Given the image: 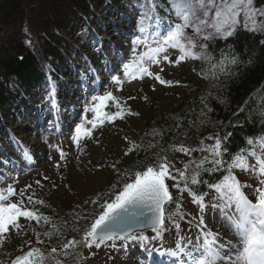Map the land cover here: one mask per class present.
<instances>
[{
    "label": "rangeland",
    "instance_id": "1",
    "mask_svg": "<svg viewBox=\"0 0 264 264\" xmlns=\"http://www.w3.org/2000/svg\"><path fill=\"white\" fill-rule=\"evenodd\" d=\"M255 1L254 7L264 11V7L255 6ZM156 4L158 7L155 12L162 18L154 22L146 20L144 27L152 30V36L159 37L166 32V20L179 21L171 11L170 0H156ZM145 6V0H0V55L21 56L33 52L41 58L46 68L53 69L51 83L34 90L25 101L23 109L15 114L11 111L0 115V125L5 129V135L0 136V161H7L0 162V188L13 184L18 192L25 190L27 207L36 209V194L40 196L39 200L47 201L53 197L51 201H54L57 198L51 195L49 185L53 183V187L58 189L65 182L71 186L70 194L65 195V198L72 200L71 197H75L79 200L72 206L79 211L81 218L89 216H84L80 211L81 206L100 215L102 205L114 201L120 192L119 186L122 189V182L119 184L117 180L118 166H124L133 159V146L146 134V124L149 121L158 124L166 121L184 101L186 95L182 92V86L169 90V85H161L150 76L129 80L123 75V63L133 57L132 41L141 35L136 21ZM55 12L63 15L62 23L53 20ZM108 23L125 34L122 36V44L116 43L120 38H115L111 32L106 33L111 31L107 28ZM75 26H80L82 32L77 38L71 33ZM110 34L113 36L111 42L117 49L107 44ZM261 36L264 38V35ZM143 51L145 48L141 45L137 54ZM166 54L170 60H175L179 52L169 49ZM197 63L194 59L180 63L161 60L160 64L146 66L154 75L159 74L165 80L193 82L194 66ZM113 75H120L124 82L121 85L115 84L111 79ZM109 91L121 104L123 119L116 118L109 122L105 118L103 124L98 123L92 129L90 137H82L77 145L71 139L75 134V125L85 121V118L93 119L94 113L86 111L95 103L92 97ZM107 104L104 112L112 114L117 110L115 102L108 101ZM85 126L91 128V125ZM24 137H31L35 141V152L22 141ZM212 144L205 139L200 143L184 145L197 151L192 152L191 156L177 152L169 161L175 168L183 169L189 160L198 161L208 155L199 149ZM60 150L65 153L63 159ZM25 152L31 156V161L25 159ZM249 162L255 163V160L249 157ZM155 163V158L149 161V165ZM235 171L241 182L252 184L253 188L256 186L255 179L248 173ZM38 180L39 185L36 183ZM166 183L173 196L183 197L185 207L165 216L166 231L162 239H150L148 242L117 240L115 249L107 244L90 250L79 247L71 251L68 258L62 257L64 255L56 257L62 260V264H175L173 258L161 257L155 251L149 254L150 250H171L177 245L189 249L202 235L203 225L197 226L201 216L207 225L205 232L211 230L219 232L221 236L229 233L230 229L220 210L211 206L218 202L216 192L204 200L207 207L201 212V206L194 203L193 198L184 191L180 192L173 187L172 180H166ZM27 185H32L31 189H27ZM251 191L249 188L244 189L250 199L253 198ZM32 194L33 202H28L26 196ZM13 199L19 200L20 197ZM72 202L74 204L75 201ZM27 222L21 218L23 231L17 234L13 230L8 235L4 247L0 248V264H11L17 252L25 253L29 250L28 245L32 242L28 240H36L33 230L24 229ZM83 223L78 219L77 226ZM176 224L180 227L176 228ZM77 232L80 233V230ZM137 234L149 238L155 235L152 230L133 235ZM32 247L37 248L36 245Z\"/></svg>",
    "mask_w": 264,
    "mask_h": 264
},
{
    "label": "snow or ice",
    "instance_id": "2",
    "mask_svg": "<svg viewBox=\"0 0 264 264\" xmlns=\"http://www.w3.org/2000/svg\"><path fill=\"white\" fill-rule=\"evenodd\" d=\"M145 9L141 14L140 26L137 35L132 41L133 57L123 63V75L129 80H135L144 76L153 77L161 85H171L173 82L162 78L159 74H153L146 65L160 64L161 60L169 63H180L187 59L201 60L209 65L212 77L219 74H229L231 66L240 63L238 55L232 50L221 52L217 60L210 50V44L217 39L227 41L239 31L264 35V11L254 7V0H170L171 11L179 22L166 20V32L163 36H152V30L144 27V21H156L159 19L155 9L158 7L156 0H145ZM167 11V9H166ZM190 30V31H189ZM145 51L137 54L139 46ZM169 49L178 50L179 55L175 60H170L166 54ZM161 54H164L161 56ZM23 59V57H21ZM135 69V70H133ZM163 69H161L162 71ZM112 81L121 85L124 81L120 75H113ZM54 91V85H53ZM134 99V97H130ZM93 105L86 111L94 113V118L75 125V134L71 139L79 145L82 137H90L92 129L116 118L123 119L124 111L121 104L112 92L104 95L93 96ZM108 101H113L117 109L115 113L104 112ZM243 111V109H241ZM264 117V113H261ZM91 125V128L85 126ZM153 135H159L154 131ZM231 133H225L224 137H215L212 145L199 149L208 155L198 161L189 160L183 169L175 168L167 156L156 154L157 163L137 171L133 175L132 182H125L122 191L115 196L114 201L102 205L104 209L98 218L84 231L81 240H66L59 251L65 258L71 255L69 250L75 251L79 247L86 249L97 248L107 244L115 249L116 241L148 242L162 239L165 229V204L175 203L166 180H172L173 187L178 191H188L193 202L201 206V212L207 207L204 201L206 193L197 194L190 185L207 184L209 189L216 192L217 203L213 208L219 209L230 231L228 235L232 239H224L219 232L208 230L204 224L203 216L199 218L202 235L198 242L189 249L183 245H177L175 249L155 248L161 257L168 256L174 259L175 264H264V134L246 139L247 147L240 148L235 153H230L228 141ZM209 139H213L209 137ZM152 145L150 144L149 147ZM137 145L133 146L134 150ZM172 151L191 156L197 149L184 145L173 146ZM228 159H225V155ZM25 159L31 161L27 152L23 153ZM65 153L60 150L63 159ZM249 157L255 163L249 162ZM6 163L7 161H0ZM208 165V166H206ZM235 170L248 173L256 181V186L241 182ZM222 173L216 182L208 183L202 179V173ZM46 179V177H45ZM37 185L40 181H36ZM32 185H27L31 189ZM245 188L251 189L252 199L244 192ZM19 196V200L13 198ZM33 196L27 195L26 200L33 202ZM35 204H43V200L36 199ZM143 216L142 227H151L155 235L151 238L143 234L133 235L130 220L137 216ZM21 218L26 221H34L39 224L50 222V218L34 208H29L25 203V190L19 192L13 184L0 188V248H3L8 235L15 230L17 234L23 231ZM127 225V226H124ZM179 228V224L175 225ZM56 232L59 229L53 223L51 225ZM35 232V229H33ZM43 235L51 237V232ZM183 239V238H181ZM37 243L43 245L45 241L37 234ZM126 247V245H121ZM146 251H149L146 249ZM57 247H52L45 253L40 248H33L29 244V250L17 256L11 264H62V260L56 257ZM94 255V253H92Z\"/></svg>",
    "mask_w": 264,
    "mask_h": 264
},
{
    "label": "trees",
    "instance_id": "3",
    "mask_svg": "<svg viewBox=\"0 0 264 264\" xmlns=\"http://www.w3.org/2000/svg\"><path fill=\"white\" fill-rule=\"evenodd\" d=\"M255 6L257 8L264 7V0H256ZM158 17L162 18L159 14ZM210 50L217 60L221 52L232 50L238 55L240 63L231 66L229 74L221 73L214 78L210 73L208 63L197 60L198 63L194 66L192 78L195 80L193 82L174 80L168 86L169 90L182 86V92L186 97L169 119L160 124L150 121L149 124H146L148 128L146 134L135 144L139 146L134 149L135 156L128 164L118 166L117 180H119V184L122 182V186L125 182H132L135 172L149 166V161L152 158L156 159L157 153L160 156H167L169 160L173 159L177 153V151H172L173 146L200 143L205 139L214 143L215 137L222 138L225 133L230 132L232 135L228 141V148L230 153H235L240 148L247 147V138L264 134V117L261 115L264 113L263 36L239 31L227 41L215 40L210 44ZM52 71L53 69L51 67L46 68L41 58L33 52L21 56L3 57L0 55V115L11 111L15 114L23 109L25 101L34 90L51 83ZM146 100L148 101V99ZM154 131H158L159 135L154 136ZM4 135L5 129L0 125V136ZM209 137L213 139H209ZM150 144L151 147H149ZM225 159H228L227 154ZM221 176L222 173L220 172L202 173V179L208 183L216 182ZM49 187L51 188V195H55L54 197L57 199L51 201L53 198L51 197L50 200H45L41 206L39 204L36 206V210L49 217L50 222L45 224L41 221L37 224L34 221H28L27 227L24 229L26 231L35 229L34 237L36 240H28L32 242H28L31 247L36 245L45 255L50 252L52 247H57L56 256H60L64 254L59 251V247L66 240L73 238L77 241L81 240L84 231L97 215L93 211L90 212L87 207L81 206L80 211L84 216H89L85 217L86 219L80 217L82 215L79 211L73 208L76 201L79 202V200L71 197L75 201L73 204L72 200L65 198V195L70 194L69 188L71 187L67 183H61L58 189L54 188L56 186L53 187V183ZM190 187L198 195L206 193L204 200L215 192V190L209 189L207 184L190 185ZM118 189L122 191L123 187L121 189L119 186ZM184 193L192 197L188 191H184ZM35 197L36 199L40 198L38 194ZM173 200L175 203L166 205L165 216H169L170 212L184 209L185 201L182 196H173ZM78 219L80 222L84 221V226L83 224L80 227L77 226ZM90 219L92 220L89 221ZM53 223L59 229L58 233L51 227ZM77 230H80V233ZM46 231L51 232L52 236L43 235ZM37 234H39L40 239L45 241L43 245L37 243ZM24 243L27 244L25 240ZM22 254L23 251L17 252L15 258ZM45 264H51V262L45 261Z\"/></svg>",
    "mask_w": 264,
    "mask_h": 264
},
{
    "label": "bare ground",
    "instance_id": "4",
    "mask_svg": "<svg viewBox=\"0 0 264 264\" xmlns=\"http://www.w3.org/2000/svg\"><path fill=\"white\" fill-rule=\"evenodd\" d=\"M142 14V13H141ZM54 19V21H56V22H59V23H62V18H63V15L62 14H60L59 12H55V13H53V16H52ZM115 17V16H114ZM121 18V17H120ZM109 19V18H108ZM121 19H123V18H121ZM129 20V19H128ZM140 20H141V16L140 17H138V20L136 21V23L138 24V26H140ZM126 21H127V18H126ZM65 21H63V23H64ZM109 23H111V21H108ZM129 22V21H128ZM146 22V20L144 21V23ZM108 23V24H109ZM107 28H109L111 31H108V32H106V33H112V35H114V37L115 38H120V39H118V42H116V43H123V35H125L124 33H123V31H117V29H115V27H113L112 25H107ZM71 33L72 34H74V36L73 37H75V38H77V37H79L81 34H82V32H81V30H80V26H75L73 29H72V31H71ZM81 33V34H80ZM111 34L108 36V38H107V44H109L110 46H113L114 48H116L117 49V46L116 45H113V41L111 42V39L113 38V36H112ZM62 41H63V39H62ZM66 86H67V83H66ZM20 129V131L21 130H23L22 128H19ZM22 141L25 143V144H29V146H30V148H31V150H32V152H35L36 151V143H35V141L34 140H32L31 139V137H24V138H22ZM222 238H224V239H232L233 237H231L230 235H228V233L227 234H225L224 236H221Z\"/></svg>",
    "mask_w": 264,
    "mask_h": 264
},
{
    "label": "water",
    "instance_id": "5",
    "mask_svg": "<svg viewBox=\"0 0 264 264\" xmlns=\"http://www.w3.org/2000/svg\"><path fill=\"white\" fill-rule=\"evenodd\" d=\"M143 221H144V217L143 216H139V215L137 216L136 219H133V220L129 221V223L131 225L132 234H134L136 232L152 230L151 227H142L141 225H142ZM124 226H127V225H124Z\"/></svg>",
    "mask_w": 264,
    "mask_h": 264
}]
</instances>
